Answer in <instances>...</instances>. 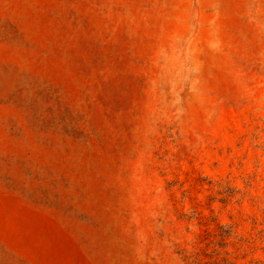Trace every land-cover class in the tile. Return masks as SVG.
Segmentation results:
<instances>
[{
    "label": "rangeland",
    "instance_id": "374dc122",
    "mask_svg": "<svg viewBox=\"0 0 264 264\" xmlns=\"http://www.w3.org/2000/svg\"><path fill=\"white\" fill-rule=\"evenodd\" d=\"M0 264H264V0H0Z\"/></svg>",
    "mask_w": 264,
    "mask_h": 264
}]
</instances>
